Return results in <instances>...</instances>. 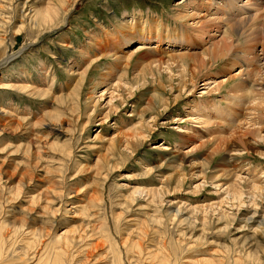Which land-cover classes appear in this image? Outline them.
I'll return each mask as SVG.
<instances>
[{
  "label": "rangeland",
  "instance_id": "374dc122",
  "mask_svg": "<svg viewBox=\"0 0 264 264\" xmlns=\"http://www.w3.org/2000/svg\"><path fill=\"white\" fill-rule=\"evenodd\" d=\"M186 1L72 0L64 23L51 31L48 24L33 25L30 15L55 0H0V110L7 112H0L3 264H234L235 259L255 264L253 257L264 264L258 251L264 247L262 220L246 224L243 215L251 214L242 212L233 222L229 200H221L215 187L227 186L232 165L249 173L261 170L264 159L254 153L230 164L221 150L212 154L229 122L209 109L213 104L227 109V98L241 94L237 118H251L264 129L261 47L253 67L239 62L241 40L220 33L215 40L228 39V45L211 54L192 43L163 50L151 44L130 59L123 58L125 51L107 54L104 31H115L139 12L144 20L149 16L146 25L158 18L191 38L187 25L175 20ZM93 35L99 45L108 40L105 54L94 47ZM178 53L181 61L172 57ZM196 53L199 61L188 57ZM160 60L171 62V74L154 71V81L142 76L150 61ZM178 63L185 68L179 76ZM239 71L241 77L227 78L214 92L201 86L206 78L220 83ZM123 83L130 89L115 91ZM23 85L26 91L18 87ZM38 90L48 96H38ZM110 92L124 101L118 104L117 97V111L102 122ZM250 97L258 104L249 109L250 103L244 116ZM135 126L141 137L126 146L123 135ZM258 145L264 152L263 141Z\"/></svg>",
  "mask_w": 264,
  "mask_h": 264
},
{
  "label": "bare ground",
  "instance_id": "6f19581e",
  "mask_svg": "<svg viewBox=\"0 0 264 264\" xmlns=\"http://www.w3.org/2000/svg\"><path fill=\"white\" fill-rule=\"evenodd\" d=\"M195 2H197L196 5H195ZM71 5H72V0H55V5H53V6H51L49 4L46 8H44L42 10H40L38 8L35 9L33 11V14L30 15V18L31 19L34 18V20H32L33 25H34L35 21H39L40 23L48 24L50 26L49 30L53 31V30L57 29L58 26H60L64 23V18L69 14V12L71 10L70 9ZM177 5H179V4L177 3ZM188 7H190L191 9L195 8V10L196 9L197 10L202 9L205 12V14L201 15L200 13H197L195 11H193V12L188 11L187 10ZM181 9L183 11L180 10L177 13L175 20H178L181 22L183 21L182 23H185L187 25L186 27L191 31V33H190L191 38H189L187 36H183L181 34L178 35V31L176 28L169 30L166 25H164L163 23L160 24V20L158 18H154L150 23H147V25H146V18L149 16L147 15L145 20H144L143 15L139 12L137 14V16H134V14H133L131 19H129L127 21L125 20V23L120 22L116 26V29H114L115 31H108V30L104 31L103 36H105V38L110 40V42H108V44H107V41H108L107 40L106 43H102V45H99L100 39H98L97 36L94 37V35H93L94 47H96L99 50V52H103L104 51V45L107 44V47L110 48L107 54L110 53V54L115 55L116 53H122L123 51H125V53H127V54H124L125 57H123V58H127V59L132 58L133 54L136 53L135 51H140L146 47L148 48V46H150L151 44L154 45L153 50H163V49H168V48L169 49L187 48L192 43V45L194 47H200L203 45L206 46V49H205V50H207L206 53L211 54L214 52L223 51V48H225L226 45H228V39L226 40V39L221 37L220 39L215 40L216 33H220L221 35H223V37H227L229 39H231V38H234V40L239 39V40H241L242 44H244L243 49H241L239 52V58L238 59H239L240 63L245 64V65L247 63V64H249L250 67H253L254 65H256V63L259 62V58H258L259 55L257 53V51H258L257 47H261V48H259L261 51L260 54H262L264 57V0H195V1L194 0H187L183 4ZM219 14H220V16H219V18H217L216 16ZM198 15H201V16H198ZM126 22H130V23L127 24ZM179 25H180V27H184L183 24H179ZM214 28L216 29L215 32L212 31ZM102 30H103V26H102ZM16 32H17V30H16ZM131 32H133V33L130 34ZM185 32H187V31H185ZM103 42H105V41H103ZM135 45H137V46L135 48H133ZM163 45H165V48L163 47V49H162ZM131 48H133V49H131ZM91 49H93V47H91ZM121 55H123V54H121ZM118 56L119 55H117L116 57H118ZM181 56H183V55L179 54V53H178V55H175V56L172 55V57H176L179 59ZM188 57L191 58L193 61H195L196 57H198V61H199V56L197 53L193 54L191 56L189 55ZM10 58H12V56H10L9 59ZM170 60L171 59L169 58V61ZM181 60L182 59H180V61ZM156 61H154V62H156ZM150 62L151 63H148V68H144V70H143V74H142L143 77H150L153 80V72L154 71L157 73L158 72L160 73V70H162V71H166L169 74H171L173 72L172 64H170L171 62L167 63V62L160 60V61L156 62L155 65H152L154 62L153 63H152V61H150ZM177 62H179V60ZM2 63L3 62H1L0 64H2ZM194 64H195V62H194ZM177 66H178L177 68H180V71L177 72V76H179L182 72H184L185 68H183L184 65L181 63H178ZM245 69H243V70H245ZM253 70H249V72L254 73ZM256 71H258V69ZM146 73H148V74H146ZM241 76L242 75L239 71V74H237V75H232V76L229 75V77H226L225 79L224 78L221 79L220 83H217L216 82L217 80H212L215 78L209 77V78L204 79L205 81L203 84H201V86L206 87L205 89L208 90V93L214 92V91L218 90L220 87H222V85L225 82L228 81L227 78H231V80H233V79H237ZM139 78L140 77H138V79ZM181 78H182V76L179 77L178 79H181ZM260 78H262V77H260ZM133 79H135V78L133 77ZM142 80H144V79L142 78ZM241 80H244V82L247 84L248 80L246 78H244V79L241 78ZM119 81L116 82V83H118V85H120ZM258 82H260V81H258ZM124 83L122 84L121 87L116 85L115 88H117V90H115V91L118 92V90L119 89L121 90L122 88H124V91H125V89H130V88H127V85ZM210 84H212V87H209ZM263 85H264V83H263ZM18 87L20 90H24V91L27 90L26 89L27 87L25 85L18 86ZM50 89H48V90H50ZM260 89H262V88H260ZM44 90L36 91L37 95L39 94L40 96H43V97L48 96V94L46 93L47 90L46 91H44ZM121 93H123V92H121ZM254 93L257 94L260 97V99L263 96L262 93H256V92H254ZM70 94L72 96L73 92L71 91ZM117 97L120 98L121 96L120 97L114 96V95H112L111 92L109 93L108 101H107V104L105 105V109H107V111H109L108 112L109 114L105 115L104 118L102 117V120H101L102 122H104L106 119H108V117L110 116V113L112 111L113 112L117 111L116 109H117V106H119L118 104H120V105L123 104L124 100H122L121 98L118 100V102L119 101L120 102L118 104L117 103L115 104ZM227 99H228L227 100L228 102L226 104L227 109L222 108V106H219L218 104L217 105H214V104L210 105V103H209V105H210L209 109L211 110L210 113H212V115L220 114L222 117H225V118L227 117L228 118L227 121L229 122L228 124L226 123V125H228V131H227L228 134L225 135V138H223V139L220 138L221 140H218L215 143V148L211 151V153L212 154L215 152L217 153V151L221 150V152H223L226 155L224 157V160L229 162L230 164H233V162L243 160L246 157L245 155H252L254 153L260 154V157H262V159H264V152H262L261 149H259L260 146L258 145L261 141H263V143H264V129H262L263 127L261 125L257 126L259 124L252 123L251 118L245 117L244 119H241L240 116H243L241 114L237 118L236 108L242 104V103L239 104V102H244L245 98L243 99V95H241V94L236 95L235 93H233V95H231ZM56 100H58V99H56ZM243 104H242V106H243ZM249 104H250L249 109H252L258 103H255L254 100L252 101V98H251V100L247 104V107L245 106L247 112L249 110L248 109ZM2 110H0V112L7 113V112H4ZM52 115H54V114H52ZM111 115H112V113H111ZM245 115L248 116L249 112L244 114V116ZM89 117H91V116H89ZM197 117H198V115H197ZM205 120H206V118H205ZM218 120H221V119H218ZM209 122H210V120H209ZM196 123H198V121ZM208 123L206 121V124H208ZM206 124H204V125H206ZM138 129L140 130V127L137 128L135 126L134 129L129 130L130 133L127 131L128 133L126 132V134H124V135L122 134L124 137L123 139H127V141L125 143L126 146L130 145V143H128V140L130 141V140L136 139L137 137L138 138L141 137L142 133ZM199 129H200V131H199L200 135L207 136L206 132H202L201 128H198V130ZM184 136H186V135H184ZM184 136H181V137L185 138ZM246 136H249L250 138H247ZM187 137L190 138V136H187ZM207 137H209V136H207ZM251 139H253L254 145L250 144V142L248 141ZM188 140H190V139H188ZM209 140H211V139H209ZM123 141L125 142V140H123ZM138 141H139V139H138ZM212 142H214V141H212ZM124 148H127V147H124ZM195 149L196 148H194V151H195ZM196 150H198V149H196ZM191 151H193V149ZM236 168L237 167H235V165L234 166L232 165V171H230V173H227V176L229 178V183L227 184L226 187H223L222 184H217L215 186L216 190H217L216 193L219 197H222L221 200H224V202H227L229 200L228 205L233 210L230 214L234 213V216H232L233 222L236 221V217H239L240 215L242 216V212H244V214L245 213L251 214V215H243V216H246L244 219H242L244 221V223L247 224L248 221H254L255 219L256 220L260 219V220H262V224L264 225V167L260 168L261 170H257V169L256 170H250L249 169V171H248L249 173H244L243 170H239L238 168L237 169ZM235 170L240 171V172L237 174ZM163 186H164V184H163ZM197 187L199 188L202 186L198 185ZM165 190H166V188H165ZM197 190H199V189H197ZM148 191H151V190H148ZM154 191H155V189H153V191H151L150 193H152V195L154 194L153 196H155V198L156 197L161 198V195H160L161 192L158 190L155 193ZM218 191L220 193H218ZM135 194L136 193H134L133 196ZM142 194H143V198H144V193H142ZM152 195H151V199L153 200L155 198L152 197ZM160 201H162V200L160 199ZM214 207L217 208L216 209L217 211H220L219 206H214ZM259 207L263 208V210L259 212L260 215L257 214ZM198 208H199V206L196 209H198ZM244 209H246V210L244 211ZM228 216H229L228 214H227V216L222 215V217H226V218H229ZM248 216H250V217H248ZM236 223L234 224V227H235ZM12 226H13V224H12ZM243 227H247V226L244 225ZM238 228H241V227L237 226L236 228H234V230H236ZM1 244H2V242L0 243V264H3L4 260H2V259H3L4 253H2V251H1V246H2ZM258 251L260 253L264 254V247H262L260 245L258 247ZM248 254H249V256H251V253H248ZM252 259L255 262V264H262V261L259 258L253 257ZM5 262H7V261H5ZM157 262H158V264H164V262L161 260H159ZM39 264H41V263H39ZM52 264H58V263H57V261H55V262L53 261ZM234 264H243V263L241 262V260L235 259Z\"/></svg>",
  "mask_w": 264,
  "mask_h": 264
}]
</instances>
